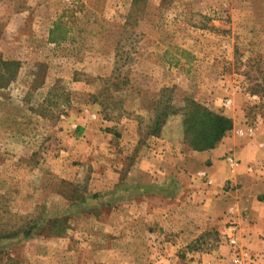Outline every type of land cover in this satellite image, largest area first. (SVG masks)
<instances>
[{"label":"rangeland","instance_id":"obj_1","mask_svg":"<svg viewBox=\"0 0 264 264\" xmlns=\"http://www.w3.org/2000/svg\"><path fill=\"white\" fill-rule=\"evenodd\" d=\"M0 57L20 63L0 86V235L31 229L0 241V264H189L228 246L211 231L164 247L179 233L148 219L171 205L162 189L135 197L145 216L131 246L117 210L132 194L98 175L145 155L166 101L239 121L240 138L264 125V0H0ZM180 122L162 128L173 143Z\"/></svg>","mask_w":264,"mask_h":264},{"label":"crops","instance_id":"obj_2","mask_svg":"<svg viewBox=\"0 0 264 264\" xmlns=\"http://www.w3.org/2000/svg\"><path fill=\"white\" fill-rule=\"evenodd\" d=\"M244 128L233 120V129L214 149L204 152L173 143L161 133L159 138H152L145 155L124 172L122 166L99 169V188L119 187L123 193L132 194L117 210L119 228L131 222L130 234L123 237L121 232V239L129 237L131 246L138 241L136 225L145 214L135 197L149 198L153 196L151 190L162 189L158 193L164 194L162 199L171 205L163 208L159 218L151 215L148 219L162 222L166 232L179 233L175 243L162 238L164 247H180L183 239L198 238L205 232L221 234L228 223H233L239 246L246 249L255 264H264V125L252 127L251 135L244 138L234 134ZM89 134L86 128V148L93 151L97 144L88 138ZM226 156L237 165H231ZM104 201V206L118 204L106 197ZM230 255V248L219 243L212 252L197 255L189 264H229Z\"/></svg>","mask_w":264,"mask_h":264},{"label":"trees","instance_id":"obj_3","mask_svg":"<svg viewBox=\"0 0 264 264\" xmlns=\"http://www.w3.org/2000/svg\"><path fill=\"white\" fill-rule=\"evenodd\" d=\"M59 29L54 26L49 32V42L55 43L58 39L54 38V33ZM65 37L60 36V40ZM20 67L17 61L4 60L0 57V86L9 85L16 79V72ZM183 105L180 108L174 107L171 101L166 103L156 110V115L150 126L149 136L159 138L162 133V128L166 125L171 117L180 115L181 122L178 125L181 141L190 150L195 152H204L214 149L233 128V121L219 113H215L207 107L193 101L189 98H184ZM65 220L52 219L49 222L48 230L58 236L61 234V224ZM30 228H26L20 232L0 235V241L3 239L15 238L19 235L29 237Z\"/></svg>","mask_w":264,"mask_h":264},{"label":"built area","instance_id":"obj_4","mask_svg":"<svg viewBox=\"0 0 264 264\" xmlns=\"http://www.w3.org/2000/svg\"><path fill=\"white\" fill-rule=\"evenodd\" d=\"M250 135L252 131L250 130ZM240 136L244 135L241 131L238 132ZM227 161L236 166L238 162L234 161L233 158H227ZM221 240L225 241L230 247L231 255L229 264H255L254 258L248 254L245 250L239 248L237 239V228L233 223H228L221 233Z\"/></svg>","mask_w":264,"mask_h":264}]
</instances>
